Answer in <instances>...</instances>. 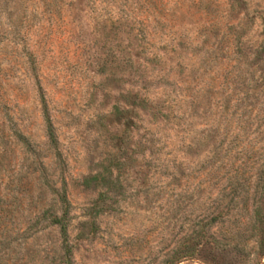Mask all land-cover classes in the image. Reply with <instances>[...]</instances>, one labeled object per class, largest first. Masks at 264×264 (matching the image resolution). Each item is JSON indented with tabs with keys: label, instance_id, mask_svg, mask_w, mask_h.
Masks as SVG:
<instances>
[{
	"label": "rangeland",
	"instance_id": "obj_1",
	"mask_svg": "<svg viewBox=\"0 0 264 264\" xmlns=\"http://www.w3.org/2000/svg\"><path fill=\"white\" fill-rule=\"evenodd\" d=\"M263 38L264 0H0V264H65L60 191L67 264H264Z\"/></svg>",
	"mask_w": 264,
	"mask_h": 264
},
{
	"label": "trees",
	"instance_id": "obj_2",
	"mask_svg": "<svg viewBox=\"0 0 264 264\" xmlns=\"http://www.w3.org/2000/svg\"><path fill=\"white\" fill-rule=\"evenodd\" d=\"M261 48L264 52V38L261 41ZM44 113V123H45V133L48 140V143L51 146H54L55 144V138L52 131L51 124L49 122V118L45 114V109L43 108ZM56 201L58 202L59 208L61 210V213L59 216L56 215H49L48 222L52 226H56L58 235L60 238V244H61V250H62V257L65 262V264L68 263L69 258V246L67 243V233H66V227H67V209H68V202L66 200V196L64 191H60L56 193ZM253 222H258V213L256 210L253 212Z\"/></svg>",
	"mask_w": 264,
	"mask_h": 264
}]
</instances>
